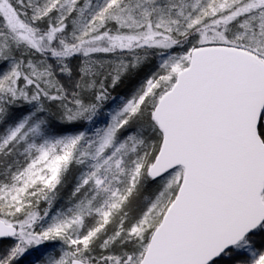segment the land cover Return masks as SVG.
Masks as SVG:
<instances>
[{
    "label": "snow or ice",
    "instance_id": "1",
    "mask_svg": "<svg viewBox=\"0 0 264 264\" xmlns=\"http://www.w3.org/2000/svg\"><path fill=\"white\" fill-rule=\"evenodd\" d=\"M0 264H264V0H0Z\"/></svg>",
    "mask_w": 264,
    "mask_h": 264
}]
</instances>
